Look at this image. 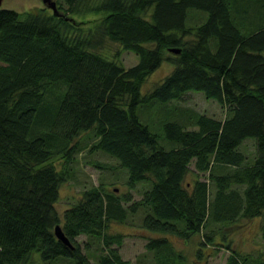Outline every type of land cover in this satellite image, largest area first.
<instances>
[{
  "label": "trees",
  "instance_id": "obj_1",
  "mask_svg": "<svg viewBox=\"0 0 264 264\" xmlns=\"http://www.w3.org/2000/svg\"><path fill=\"white\" fill-rule=\"evenodd\" d=\"M234 1L55 0L61 14L40 7L24 16L0 7V264H21L33 251L41 264H127L118 247L128 231L111 225L127 219L123 225L135 226L128 217L139 208L138 226L153 230L144 243L149 258L179 264L168 234L187 240L210 224L264 213V16L244 32L235 16L246 7L235 11ZM188 8L206 16L192 23ZM107 40L138 60L125 66L119 53L105 55ZM171 47L179 51L166 53ZM164 60L173 63L170 72L141 94ZM188 90L215 99L226 114H194L189 128L164 121L166 147L137 107ZM85 130L94 135L91 148L118 163L123 192L92 183L60 222L54 204L71 176L73 141ZM248 137L250 156L239 148ZM138 184L141 194L130 200ZM55 224L72 249L54 235ZM213 233L204 235L208 242ZM78 235L94 246L90 254ZM220 245L230 252L226 264H247L229 242ZM252 260L264 264L263 253Z\"/></svg>",
  "mask_w": 264,
  "mask_h": 264
},
{
  "label": "rangeland",
  "instance_id": "obj_2",
  "mask_svg": "<svg viewBox=\"0 0 264 264\" xmlns=\"http://www.w3.org/2000/svg\"><path fill=\"white\" fill-rule=\"evenodd\" d=\"M259 2V0H235L233 2L232 6L235 11H238L239 7H246L235 16L236 24L244 32H247L250 27H254L261 22L262 16H264V7H262ZM1 7L14 9L22 13L21 16H24V12L26 11L40 7H44L51 11L50 8L44 6L41 0H2ZM187 13L192 23L203 19L204 14L206 16L205 11L195 8H188ZM88 17L92 18L90 15H88ZM76 18L79 19L78 16H76ZM187 23H189V21L186 19V24ZM246 24L249 25L247 26ZM100 51L109 56L113 55L115 52L119 53L117 58L125 66H130L138 60L136 53L131 50L120 48L118 43L114 41L107 40ZM169 52L170 50H166V53ZM172 66L173 63L170 61L164 60L161 62V64L151 72L142 83L140 88L141 94L145 93L155 83L159 82L166 74H168L172 69ZM153 100L157 102H147L148 106L142 105L144 103L139 104L137 111L139 109L141 120L146 122L149 128L157 133L159 142L166 147L170 146L171 141L165 137V131L163 129L164 121L175 119L186 125V128H189L190 126H193L191 116L194 114L204 113L217 119H222L226 114L225 108L220 106L215 99L205 97L203 92L198 90H188L181 98L171 99L166 102L157 99ZM94 140V135L91 130H85L80 132L73 141L76 143V150L73 153L72 158L67 162L71 176L60 184L59 195L54 204L55 209L60 216V222L63 210L80 196V192L84 187L92 183L97 184L104 180L110 185L119 186L116 190L119 194L123 192L124 178L121 173L117 172L116 168L118 163L112 156L101 150L91 148V143ZM239 148L248 156L253 155L255 151L254 140L250 137L245 138L239 145ZM59 161V157L51 159V162L56 168L61 166ZM190 165L191 167L193 166V164ZM111 167L113 168L109 169ZM122 169L125 172L126 180L127 171L123 167ZM114 173H117L118 176ZM210 188H213L211 183ZM142 189L143 186L138 184L135 185L131 191L127 192L129 190L127 189L125 192L129 193L130 200H135L139 198ZM211 192L212 189L210 191V196ZM143 213V209L139 208L137 212L129 215L128 218L131 219L132 222H136L133 223L135 224L133 227L130 226L127 228L123 225L127 222V219L124 220V222H113L111 225L114 230L121 229L128 231L123 237L122 244L118 247L121 256L128 260L127 264H155L149 258L151 253L146 251L144 246L148 235L152 234L151 231L153 230L149 231L138 226L140 217ZM263 228L264 213L261 216L251 218L239 217L230 222L210 224L209 227L202 229V233L205 235L206 233L209 234L210 232H214L211 242H208L206 237L200 235V233L192 235L187 240L175 234H168L167 236L173 243L174 250L179 254V264H226L230 252L223 245H220L221 243L226 242H229L234 248L238 249L239 253L248 257L247 264H254L252 260L253 257H256L259 252L264 255V237L262 236ZM76 238L82 245V251L90 254L94 249V246L89 245L88 247H84L82 243L87 237L84 235H78ZM200 241H205V243L200 244ZM33 252H35L40 258L37 251ZM35 253H31L21 264H41ZM172 262H174L173 258ZM60 264L66 263L62 262ZM243 264H246V262H243Z\"/></svg>",
  "mask_w": 264,
  "mask_h": 264
},
{
  "label": "water",
  "instance_id": "obj_3",
  "mask_svg": "<svg viewBox=\"0 0 264 264\" xmlns=\"http://www.w3.org/2000/svg\"><path fill=\"white\" fill-rule=\"evenodd\" d=\"M41 1L43 2L44 6L50 8L54 14H61L56 6L55 0H41ZM1 2L2 0H0V7H1ZM169 50L172 52H178L179 48L171 47L169 48ZM53 232H54V235L59 240H61L65 245H67L71 249L73 248V244L71 243L70 239L65 235L63 229L61 228L59 224L54 225Z\"/></svg>",
  "mask_w": 264,
  "mask_h": 264
}]
</instances>
